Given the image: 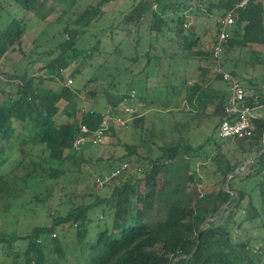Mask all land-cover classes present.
<instances>
[{"label": "trees", "instance_id": "obj_1", "mask_svg": "<svg viewBox=\"0 0 264 264\" xmlns=\"http://www.w3.org/2000/svg\"><path fill=\"white\" fill-rule=\"evenodd\" d=\"M109 1L99 0L96 4H86L66 21L61 31L63 38L40 55L41 73L34 74L25 69L20 75L8 76L15 80L14 83L12 80H0V169L15 142L22 157L28 156L30 151L23 145L32 137L42 145L37 157L21 158L8 171H0V192L4 188H11V191L15 189L12 188L15 186L14 181L11 182L15 178L26 182L44 177L57 178L71 170L79 171L86 160L77 156V151L71 150L79 124L94 129L105 115L121 113L118 106L134 86L131 81L124 84L122 91L116 88L117 84L113 80L104 85L95 76L85 79L80 87L66 83L60 84L58 88L46 85V81L63 79L62 71L72 61L81 64L77 63L70 74H80L84 61L89 60L95 52H100L99 41L87 49H78L76 44L81 35L101 17L102 6ZM240 1L133 0L130 9L116 24L126 33L134 29V42L137 44L142 19L149 15V34L167 36L177 48L178 53L175 50L174 56L182 53L184 61L197 63V75L191 83L182 78L171 85L172 88L178 87L176 92L184 87L185 99L198 110L203 111L208 105L213 107L211 113L218 118L215 123L216 133L223 117L227 87L214 86L215 81H223L219 74L210 73L207 76L211 50L195 48L198 37L193 30L185 29V11L195 13L196 16H206L213 9H221L222 15L232 10L234 22L224 42L221 64L229 66L228 71L238 77V60L244 67L264 65V0H247L243 6L238 5ZM13 2L25 12L40 17L46 15L44 0ZM191 6L194 10L189 11ZM167 11L176 16L168 17L165 14ZM168 18L174 22L173 26H170ZM24 29V18L9 13L3 18L0 12V53L8 48L13 50L15 46L20 49ZM255 44L261 45L262 50L253 48ZM133 48L136 52L137 48ZM243 49H246L247 55L240 54L238 60L228 55ZM134 55L130 57L133 62L139 59V54ZM143 56L145 66H148L152 55L146 51ZM253 84L254 95L246 101L247 104H255L260 100V87ZM98 95L103 96L106 103L102 110L93 106L98 102ZM84 101L92 102L91 107L82 109ZM154 101L155 97L148 99L149 103ZM135 115L128 124L135 122ZM263 131L264 120H258L254 122L250 137L225 139L235 144L247 142L249 146L259 145L250 161L257 165L254 174L262 176L257 183L260 200L258 208L254 207L253 197L249 193L238 190L235 196L230 186L228 190L220 187L215 192L201 194L189 190L188 182L192 180L190 163L193 158L200 156L198 152L204 145L192 146L179 135L175 141H164L155 154L148 152L142 155L141 142L125 143V153L121 158L125 160L133 156L137 163L133 164L135 170L128 167L112 176L104 184L101 194H96L87 203L72 204L64 214L51 215L48 225L34 226L23 236L0 237V240L13 242L24 239L25 264H44L45 244H50L58 256L63 257L61 242L52 233L72 228L77 242L87 247L86 264H264V246L254 248L248 238L235 239L231 230L232 225L241 227L247 220L257 227L264 226V223L256 224L255 221L260 214L264 215V152L258 144ZM216 151L211 159L217 165V171L224 182L228 175L231 177L234 173L235 165L220 152L219 144ZM18 170H22L20 175L16 172ZM246 196L247 202L242 205ZM36 199L40 200L37 196ZM248 207L255 209L253 215L247 212ZM95 208H100L101 213L109 211L110 223L97 227L93 238L88 240L86 236L94 221L90 213ZM242 208L245 213L238 220L235 214ZM223 209L227 211L224 221L210 219L218 216Z\"/></svg>", "mask_w": 264, "mask_h": 264}, {"label": "rangeland", "instance_id": "obj_2", "mask_svg": "<svg viewBox=\"0 0 264 264\" xmlns=\"http://www.w3.org/2000/svg\"><path fill=\"white\" fill-rule=\"evenodd\" d=\"M98 1L44 0V13L46 15L40 17L34 13L23 11L13 0H0V12L3 18L5 14L9 13L16 17L24 18L25 21L20 49H17V46H15L13 50L8 48L5 52L0 53V80H12L14 83L15 80L8 78V76L12 74L20 75L25 69L30 73H41L42 69L40 67L42 61L40 55L63 38L61 31L66 21L79 12L86 4H96ZM132 2L133 0H111L103 4L101 17L81 35L76 44L78 49H87L89 46H93L96 41H99L100 52H95L89 60L84 61L80 74L76 76L70 74L73 68L81 64L80 62L72 61L62 71L63 79L46 81V85L58 88L60 84L67 83V79L69 78L71 79L70 85L80 87L85 79L95 76L104 85L113 80L112 82L117 84L116 88L120 91L123 90L124 84L127 81H131L134 85L142 84L147 87L148 91L152 90L154 93H157L162 88L164 89L162 84L164 77L167 76L169 78L165 82L167 80L172 81L173 79L172 76L169 77L168 71H171L169 68L176 70L184 65L183 54L179 53L177 56L168 58L169 55L178 53L177 48L173 42H170L167 36H156L155 33L149 34V15H146L142 19L140 39L137 44L134 42V29H130L131 32L126 33V30L116 27L123 14L130 9ZM192 10L194 8L192 6L189 7V11ZM222 12L221 9H213L209 15L196 16L194 15L195 13L192 14V12L185 11L187 15V26H185V29L193 30L198 37L196 49L211 50ZM165 14L168 17L176 16V14L174 15L170 11H167ZM168 22L170 26H173L174 22L169 21V18ZM133 47L137 48L136 52H134ZM252 47L262 50L261 45L255 44ZM146 51L152 55L148 66H145V57L143 56ZM239 52L235 50L228 55L233 60H238L240 54L247 55L246 49ZM134 54H139V59L133 62L130 60V57L136 56ZM192 62L194 64L189 67V70L192 72V79H195L197 75V71L195 70L196 62ZM238 64L239 68H237V72L240 74L238 76L239 79L241 77L244 78L243 72H246V75L251 73L250 75L255 78L264 69V65L260 64H256L254 67H244L240 60H238ZM193 65L194 68H192ZM224 68L229 70V66H224ZM255 83L257 84V81ZM214 85L221 88L224 87L220 84L219 80L215 81ZM136 93L143 94L144 89L136 87ZM97 100L98 102L93 106L96 109L102 110L106 104L103 96L98 95ZM91 103L90 101H84L82 109L86 110L90 108ZM156 114L160 123H157L159 121L155 117L154 119L152 118V114H148L147 121L145 118L142 124L134 127L130 124L114 126L106 132L103 141L100 143L95 145L86 144L79 150H76L77 156H82L86 160V163L82 164L79 171L71 170L57 178L44 177V179H30L26 182L16 178L12 179L11 182L14 181L15 185L12 188L16 187V190L12 189L11 191V188H4L0 192V237L23 236L29 233L34 226L48 225L51 215L64 214L72 204L91 201L96 194H101L104 191L103 189L98 190L94 187V178L97 175L114 169L123 162H127L128 167H131V170H135L133 164L137 163L134 162L133 156L125 160L121 157L125 153V143L139 142L141 137L140 128L142 127L146 128V132L142 134V137L150 140L157 139L156 143H159V139L171 140L172 137H178L181 134L183 137L185 136L184 138L192 146L204 145L203 149L198 152L201 157H195L191 160L192 180L188 182L189 190L201 194L215 192L220 187L227 188L228 190V186H230L233 190V195L236 196L238 190H243L245 194L249 193L253 197L254 207H259V186L257 183L262 176L254 174L257 165L250 162L252 160L251 157L255 154L256 147L259 145L249 146L247 142L235 144L233 141L219 138L216 131L214 132L216 129L215 123L218 119L215 117L209 116L208 118H204L199 126L198 124L196 125L195 121H193L194 118H192V122L189 121L187 127L177 128L179 129L178 132L174 131L176 129L172 131L170 124H168L172 120L166 119L167 122L165 120L162 121L165 118L162 117V113L161 115ZM179 120L183 121L184 119L181 117ZM152 121L155 122L153 125L150 124ZM150 127H153L152 131L154 132L151 135V131L147 132V129ZM158 132L162 133V135L159 136ZM32 138L30 141L28 140V143L23 145L30 151V154L27 153L28 156L22 157L18 153V144L15 142L11 151L7 152V156L9 157L2 165L0 171H8L21 158L25 159L38 155L42 145L36 142L35 137ZM148 143L150 146H144V149H142L143 154H146V152L154 153L155 150L158 151L157 148L155 149V146H151V141H148ZM218 144L220 152L235 165L234 173L231 177L228 175L224 182L217 171V165L211 159L217 152L216 147ZM126 160H131L134 163H128ZM16 172L20 175L22 170ZM228 181L230 184H227ZM36 196L40 200L36 199ZM247 196L243 200L242 205H245L247 202ZM254 210L253 207H248L247 212L253 215ZM244 213L243 208L238 210L235 218L238 219ZM90 214L94 221L86 236L88 240L93 238L97 227L104 223L109 224L111 218L109 211L106 210L105 213H101L100 208H95ZM226 217L227 211L223 209L218 216H212L210 219L224 221ZM255 221L256 224L264 223V215L260 214L258 218H255ZM231 230L235 239L248 238V242L254 248L264 246V226L257 227L247 220L242 223L241 227L232 225ZM54 234H56L61 242L63 257H59L50 244H45L43 247L44 264H86L87 247L77 242L73 228L57 230L52 233V236ZM24 250V239H17L13 242L6 239L0 240V263L25 264L23 260Z\"/></svg>", "mask_w": 264, "mask_h": 264}, {"label": "built area", "instance_id": "obj_3", "mask_svg": "<svg viewBox=\"0 0 264 264\" xmlns=\"http://www.w3.org/2000/svg\"><path fill=\"white\" fill-rule=\"evenodd\" d=\"M247 0H241L239 6H243ZM234 22L232 10L226 11L219 19L216 35L211 46L210 67L212 74H219L227 86V97L223 108V117L217 127V135L222 139L248 138L253 134L254 122L264 120V69L261 71L260 100L255 104H247L246 101L252 97L253 89L244 87L240 80L221 64V55L224 42L229 35L230 28ZM184 26H187L184 23ZM71 79H67L69 84ZM136 93L130 89L127 96L119 104L121 113L105 115L96 128L89 129L86 124L80 123L78 134L74 137L71 150H79L86 144L95 145L103 141L108 130L113 126H125L137 112ZM261 151L264 152V131L260 137ZM128 167L127 162L110 170L104 175L94 178V187L102 189L104 184L112 177L119 174ZM55 235V234H54Z\"/></svg>", "mask_w": 264, "mask_h": 264}, {"label": "crops", "instance_id": "obj_4", "mask_svg": "<svg viewBox=\"0 0 264 264\" xmlns=\"http://www.w3.org/2000/svg\"><path fill=\"white\" fill-rule=\"evenodd\" d=\"M169 57L172 58V57H174V55H169L168 58ZM168 64H169V61H168ZM192 64H194V62H192V60H189V61H184V65L181 68H177L176 70H174L172 68H169V69H171V71H168L169 77L172 76L174 80L173 79H172V81H168L167 80L168 82L167 81L165 82L166 79H169L167 76H165L164 77V81L162 83L163 86H164V89L162 88L163 90L161 89L157 93H154L152 90L148 91L147 87H145L142 84H136V86L135 85L132 86L131 89H134L135 93H136V87L137 88H141L142 87L144 89V93L143 94L136 93L135 102H136V107H137L138 110H137L136 115L134 117L135 118V122L132 121L129 124L132 127L137 126L138 124L139 125L142 124L143 121H145V118H146V121H147L148 114H152V118L154 119V117H155V119H157L159 121L157 123H160V120L158 119V116H157L156 113H158L160 115L162 113V115H163L162 117H165V118L162 119V121L165 120V122H167L166 119L172 120V121H170V123L168 122V124H170V126H171L172 131L174 129H176L174 131H178L179 132V129H177V128L187 127L189 125L188 124L189 121L192 122V118H194L193 121H195L196 125L198 124V126L201 124V122H202V120L204 118H208L209 116L217 118L216 115L211 113L212 109H213V107L211 105H208L203 111L202 110H198L196 106H193L191 102H188L185 99V97H184V93H185L184 87L179 88V92H176L178 87L172 88L173 86L171 84L178 83L182 78H186L188 83L192 82V74H191L192 72L189 70V67ZM197 66L198 65L196 63L195 70H196ZM192 68H194V65L192 66ZM207 70H208L207 76H209L210 73L212 74V70H211L210 66L208 67ZM177 71H178V73L175 74V72H177ZM250 74L248 73L246 75V72H243V75H245V76L240 81L245 86L250 87V88L254 87L253 83H255V81H257L256 85L259 86L260 82H261V72L258 73L255 78L252 75H250ZM259 74H260V76H259ZM219 82H220V84L222 86L227 87L226 84L223 81L219 80ZM144 94H146V95H144ZM137 96H138V98H137ZM154 97H155L154 103H149L148 99L149 98L151 99V98H154ZM181 117H183V119H184L183 121L179 120ZM153 123H155V122L154 121L150 122V124H152V125H153ZM152 130H153V127H150L149 129H147V132L151 131L150 132V135H151V134L154 133ZM144 131H146V128H144V127L140 128L141 137H140L139 142H141L142 149H144V146H147V147L150 146L148 141H151V146L152 147L155 146V149L157 148L158 151H159V145H161L164 141H171V140L175 141L179 137V136L178 137H172L171 140L159 139L160 140L159 143H156L157 139H155V140L151 139L150 140L148 138L142 137V134L144 133ZM214 132H215V130H214ZM161 135H162V133H159V136H161ZM133 144H136V143H133ZM158 151L155 150L154 153L150 152V154L158 153ZM141 154L145 155V154L142 153V150H141Z\"/></svg>", "mask_w": 264, "mask_h": 264}]
</instances>
